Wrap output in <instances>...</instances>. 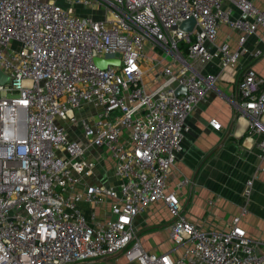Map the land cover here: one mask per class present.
<instances>
[{
  "label": "built area",
  "instance_id": "1",
  "mask_svg": "<svg viewBox=\"0 0 264 264\" xmlns=\"http://www.w3.org/2000/svg\"><path fill=\"white\" fill-rule=\"evenodd\" d=\"M190 17L193 29L181 28ZM222 24L242 32L244 45L260 26L264 32V8L253 0H0V71L9 78L0 83V264H117L121 255L139 264H264V241L241 224L253 178L224 229L200 228L178 191H165L189 116L216 79L196 66L214 54L232 66L242 53L216 46ZM146 49L170 58L154 88L144 78ZM96 58L119 64L101 67ZM180 84L187 92L177 95ZM237 94L249 129L263 135L264 172V76L247 67ZM87 103L98 109L79 119ZM78 121L80 134L71 136L64 122ZM210 124L221 127L216 118ZM104 152L117 186L91 181ZM159 199L175 246L154 253L133 223ZM107 202L108 218L92 211L88 219L81 206Z\"/></svg>",
  "mask_w": 264,
  "mask_h": 264
},
{
  "label": "crops",
  "instance_id": "2",
  "mask_svg": "<svg viewBox=\"0 0 264 264\" xmlns=\"http://www.w3.org/2000/svg\"><path fill=\"white\" fill-rule=\"evenodd\" d=\"M253 2L257 7L264 8V0ZM242 35V32L226 24L218 29L216 46L227 42L232 51L242 52L234 65L223 67L214 54L196 66L202 76L214 75L216 79L207 100L196 105L189 116L190 129L167 175L165 191H178L184 213L200 228L224 229L245 203L243 192L246 181L253 178L249 211L241 224L248 236L261 244L264 241V172L258 171V166L263 163L258 142L263 135L249 129L247 114L237 107L236 102L237 81L247 67H253L264 76V53L260 56L251 54L258 48L264 50L263 27L248 35L244 45L240 42ZM148 50L143 61L147 70L144 78L147 85L154 88L158 84L154 81L155 77L170 59L159 64L158 54ZM97 109L94 104L87 103L76 111V115L79 119L91 117ZM213 118L221 123L219 129L210 124ZM103 155L105 159L101 157L98 160L91 181L117 186L120 179L114 175V161L107 153ZM89 210L99 218L112 216L111 202ZM170 223L169 207L164 199H159L142 210L133 224L144 248L149 252L162 253L175 246L170 238ZM117 264H132V261L121 255Z\"/></svg>",
  "mask_w": 264,
  "mask_h": 264
},
{
  "label": "water",
  "instance_id": "3",
  "mask_svg": "<svg viewBox=\"0 0 264 264\" xmlns=\"http://www.w3.org/2000/svg\"><path fill=\"white\" fill-rule=\"evenodd\" d=\"M196 24V19L194 17H190L186 20H184L180 26L181 28L185 29V30H192L193 27ZM96 63L101 66V67H106L108 64L112 63V64H119V60L118 59H114V58H106V59H102V58H96ZM9 78L0 71V83H4L6 81H8ZM187 89L185 87V85L180 84L176 89H175V94L179 95L182 93H186Z\"/></svg>",
  "mask_w": 264,
  "mask_h": 264
},
{
  "label": "rangeland",
  "instance_id": "4",
  "mask_svg": "<svg viewBox=\"0 0 264 264\" xmlns=\"http://www.w3.org/2000/svg\"><path fill=\"white\" fill-rule=\"evenodd\" d=\"M148 51H150V50H148ZM156 53H158V52H156ZM166 59L169 60L170 58L165 56V55H163V59H162V61L159 62V64H163V61L166 60ZM64 123L69 127V133H70L71 136H75V137L79 136V134H80V128H79L80 123H79V121L77 123H68V122H64ZM97 152H99V150H97L95 153H97ZM102 157L105 159V155H102ZM101 171L103 173L105 172V170H103V169H101ZM82 209L85 211L86 217L89 219L90 210L86 206H83V205H82ZM136 263L137 262L132 261V264H136Z\"/></svg>",
  "mask_w": 264,
  "mask_h": 264
}]
</instances>
